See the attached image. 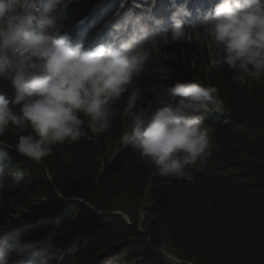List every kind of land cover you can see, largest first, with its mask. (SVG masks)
I'll return each instance as SVG.
<instances>
[{"label":"trees","instance_id":"16d2710c","mask_svg":"<svg viewBox=\"0 0 264 264\" xmlns=\"http://www.w3.org/2000/svg\"><path fill=\"white\" fill-rule=\"evenodd\" d=\"M94 2L61 0L52 13L74 42H91L101 23L129 10L154 18L171 13L163 1L153 11L154 0H108L92 15ZM190 21L198 20L186 27ZM189 37L161 43L133 87L142 93L136 109L149 111L170 101L165 88L176 82L217 87L223 110L205 115L215 126L212 155L189 170L193 179L160 175L120 141L125 93L104 132L93 133L85 123V135L54 146L40 162L15 151L18 135L30 129L0 137V160L8 173L22 175L19 185L0 192V224H17L0 239L41 242L34 264L49 255L50 264H264V77L241 84L219 54L211 62L214 50L199 29H189ZM0 90L14 98L9 73L0 76Z\"/></svg>","mask_w":264,"mask_h":264},{"label":"clouds","instance_id":"9594fccd","mask_svg":"<svg viewBox=\"0 0 264 264\" xmlns=\"http://www.w3.org/2000/svg\"><path fill=\"white\" fill-rule=\"evenodd\" d=\"M107 1L95 0L90 13L95 15ZM162 1L171 13L154 18L129 10L113 22L101 23L87 39L92 41L83 44L62 31V17L52 15L61 0H0V76L10 74L14 93L10 101L0 90V137L13 129H30L18 135L15 151L40 162L54 146L85 135V123L93 133L104 132L115 114L114 105L127 93L126 130L120 141L157 167L160 175L190 182L189 170L212 155L215 126L205 123V115L223 110L217 87L195 80L176 82L165 88L170 101L149 111L136 109L142 93L133 81L161 43L190 40L192 28L199 29L214 50L213 64L219 54L235 73L234 80L259 81L264 77V0H183L179 5L175 0H154L153 11ZM210 6L202 13V7ZM86 18L78 21L79 28ZM191 19L198 21L186 27ZM165 23L170 27H163ZM21 180L22 175L8 173L0 160V192ZM8 222L0 224V238L17 227ZM40 246L39 241L0 239V264H34ZM52 259L44 257L40 264Z\"/></svg>","mask_w":264,"mask_h":264},{"label":"rangeland","instance_id":"374dc122","mask_svg":"<svg viewBox=\"0 0 264 264\" xmlns=\"http://www.w3.org/2000/svg\"><path fill=\"white\" fill-rule=\"evenodd\" d=\"M9 223V222H8ZM12 224V223H11ZM8 224H4L3 227H6ZM10 225V224H9Z\"/></svg>","mask_w":264,"mask_h":264}]
</instances>
